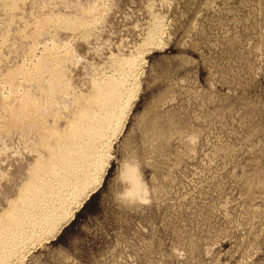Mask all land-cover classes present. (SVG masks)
Here are the masks:
<instances>
[{
	"label": "rangeland",
	"instance_id": "374dc122",
	"mask_svg": "<svg viewBox=\"0 0 264 264\" xmlns=\"http://www.w3.org/2000/svg\"><path fill=\"white\" fill-rule=\"evenodd\" d=\"M8 3L0 222L31 197L51 138L76 135L104 100V81L119 80V105L134 93L92 194L11 263L264 264V0ZM103 143L86 153H105ZM125 163L137 166L138 195Z\"/></svg>",
	"mask_w": 264,
	"mask_h": 264
},
{
	"label": "bare ground",
	"instance_id": "6f19581e",
	"mask_svg": "<svg viewBox=\"0 0 264 264\" xmlns=\"http://www.w3.org/2000/svg\"><path fill=\"white\" fill-rule=\"evenodd\" d=\"M8 5V0H0V16L9 9ZM135 60L136 58L133 57L122 59L116 71L120 74L126 72L127 67L129 69L134 65ZM58 82L61 83L60 80L54 79L50 85L51 92ZM119 85V80L114 77L103 82L102 90L106 93L104 100L87 108L83 116L76 121V135L66 140L51 138L57 146L55 155L51 159L40 158L43 167L35 176L28 192L31 197H26L25 202L18 204L19 207L0 222V264L11 263L12 257L18 252H23L29 243L39 242L44 238L52 239L60 232L68 217L72 218L79 206L94 191L100 172L110 158L108 150L123 126L130 99L134 95L130 92L127 102L119 105ZM52 96L50 102L56 100ZM99 137L104 139L105 153L102 154L100 150L94 154L86 153L87 148L92 142L96 143ZM123 170L124 179L133 182L132 195H138L141 191V183L137 166L125 163ZM58 187L59 191L62 188L69 189H64L61 198L55 200V190ZM53 200L56 201L54 205Z\"/></svg>",
	"mask_w": 264,
	"mask_h": 264
}]
</instances>
